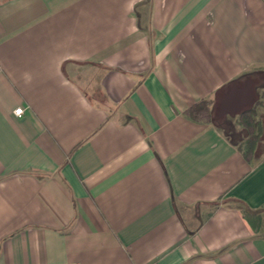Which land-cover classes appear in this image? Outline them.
Masks as SVG:
<instances>
[{
  "label": "crops",
  "instance_id": "obj_1",
  "mask_svg": "<svg viewBox=\"0 0 264 264\" xmlns=\"http://www.w3.org/2000/svg\"><path fill=\"white\" fill-rule=\"evenodd\" d=\"M51 263L264 264V0H0V264Z\"/></svg>",
  "mask_w": 264,
  "mask_h": 264
},
{
  "label": "trees",
  "instance_id": "obj_2",
  "mask_svg": "<svg viewBox=\"0 0 264 264\" xmlns=\"http://www.w3.org/2000/svg\"><path fill=\"white\" fill-rule=\"evenodd\" d=\"M211 102L209 100H202L199 103L195 104L188 110V114L195 120H210ZM256 112L254 109L243 114L240 118V122L247 128L249 132V137L246 140V156L248 158L252 155L254 147L262 133V126L259 121L254 119Z\"/></svg>",
  "mask_w": 264,
  "mask_h": 264
},
{
  "label": "built area",
  "instance_id": "obj_3",
  "mask_svg": "<svg viewBox=\"0 0 264 264\" xmlns=\"http://www.w3.org/2000/svg\"><path fill=\"white\" fill-rule=\"evenodd\" d=\"M24 113V108L23 107H20L18 109H16L15 111V114L18 116V117H21ZM51 264H57V263H51Z\"/></svg>",
  "mask_w": 264,
  "mask_h": 264
}]
</instances>
